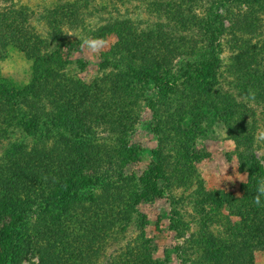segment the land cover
<instances>
[{
    "label": "rangeland",
    "instance_id": "rangeland-1",
    "mask_svg": "<svg viewBox=\"0 0 264 264\" xmlns=\"http://www.w3.org/2000/svg\"><path fill=\"white\" fill-rule=\"evenodd\" d=\"M215 1H14L50 46L32 58L0 31V98L9 99L0 104V206L11 184L12 196L25 200L34 186L44 198L22 232L48 264H264V207L253 203L264 178V92L249 81L256 64L264 73V0ZM60 2L70 18L51 16ZM65 29L108 47L91 54ZM145 68L167 71L172 85L137 77ZM31 85L41 103L56 97L53 115L39 118L23 101ZM59 97L84 101L70 108ZM65 164L77 183L88 179L51 210L46 179L60 182ZM22 177L25 186L14 185ZM27 256L21 264L40 260Z\"/></svg>",
    "mask_w": 264,
    "mask_h": 264
},
{
    "label": "trees",
    "instance_id": "trees-1",
    "mask_svg": "<svg viewBox=\"0 0 264 264\" xmlns=\"http://www.w3.org/2000/svg\"><path fill=\"white\" fill-rule=\"evenodd\" d=\"M14 1L15 0H0V31L7 33V36H9L10 39L16 40L18 46L23 45V47H25L26 50H30L31 52H30L29 56L32 55V58L38 57L42 60L41 52L43 50L49 51L47 49H49L50 42L47 39L46 40L45 39H39V37L35 36V34L32 32V29L30 28V24L28 22V19H29L28 9L25 6H17V4ZM60 3H57V5L53 4V6L51 7L52 8L51 16H53L54 18L57 17V19L59 17H61V18L65 17L67 19L70 18V10H69V6L67 5V3L66 2H60ZM216 4L217 3L215 0H211L210 8L214 7ZM75 14L76 13L72 14L73 20H76ZM54 23H56V22L54 21ZM128 31H130V30H128ZM118 33L119 32H117V35H118ZM53 36H54V34L51 33L50 37L52 38ZM54 39H59V37L56 35L54 37ZM177 39L178 38L173 37V39L170 40L169 44L171 45V43H172L174 49H177V48L182 49L185 45V43H183V42H185V41L182 38H181V40H177ZM128 41H131V42H128V44L126 43V45L131 46L132 44H134V39L128 40ZM56 42L59 43L60 40H57ZM150 43L151 42H149V44ZM53 53L54 52L52 51V54ZM146 61L148 62L149 59L146 58ZM256 65H258V64H256ZM256 65H255V68L253 70V73H251L252 78H250L249 81L253 82L251 89L253 91L256 90L257 92L259 91V93L262 94L264 92V83H262L263 82L262 75L264 73L261 74V69H257ZM163 68L165 69V66H163ZM50 72H51V68H50V66H48L46 73L40 77L41 78L46 77V75H47L48 76L47 78L50 79V76H51ZM259 72L261 75L258 78L256 75ZM166 74H167V71H164V73H162V75L160 76L158 74L152 73V70L145 68L144 70L141 71L140 76H137V77H139V78L142 77L146 81L150 80V79L157 80L158 84L161 86H164L165 82H166L167 87H169L170 85H172V82L170 79H167ZM207 74L214 77V76H216L217 72L214 71L213 69H211V70L207 71ZM171 77L173 78L172 74H171ZM27 92L30 94V100H28L29 96H27V97L24 96L23 101H28L29 104L31 103L30 105H31V108L33 110L35 109V110L39 111V113H40L39 118L40 117L42 118L43 116L53 115V113H54V111L52 109L53 106H50V105L52 104L51 103L52 100L56 99V97H54L53 99L48 98L46 100L48 103L47 102L41 103V100L39 97L41 94H40V91H38V92L36 91L35 85H31L27 89ZM50 93H52V92H50ZM35 97H37V100L35 101L36 104H32ZM62 99H64V103L66 104V106L70 107V108H74L78 104H79V106H77V108L82 107L81 103H83V101H84V99L80 98L79 102L74 104L72 99L59 97L60 101H62ZM8 100H9L8 98H6V99L0 98V104L3 108H7ZM60 101L58 103H60ZM88 107H91V106L88 105ZM97 107H99V106H95V109H97ZM99 108H100L99 111L102 112L103 111L102 108L101 107H99ZM81 110L82 109L79 110V113H81V115H83L84 109H83V111H81ZM86 111H87V108H86ZM87 115H89L88 111H87ZM104 115H106V113H104ZM86 117H88V116H86ZM254 127L257 128L258 126L254 125ZM65 136L66 137L64 139L67 142L68 136L67 135H65ZM157 153H161L160 145H159L158 149L156 150V154ZM67 165L68 164H65L62 166V168H64V170H65L64 174L66 177H64V176L61 177L60 182H57V180H56V182H54V180H51L50 175L47 176V179H46V185L48 184V186L46 187L47 193H45L44 196H47V203L50 206L51 210L52 209L54 210L60 204L65 206L68 200L75 197L74 193H72V190L76 189L78 187V184L83 185V183H85V179H88V178H86L87 175H85V177H82V179L84 178V181L82 180V183H77L79 181V179L75 178L76 174H72L71 171L69 172V169L66 168ZM256 166L258 167V169H261V166H259V165H256ZM165 167L166 166H165L164 162L162 163V161H161L160 167L155 169V171L160 173L162 170L165 169ZM89 171H90V169H89ZM33 174L34 173L29 172V175H31V176ZM154 175H155L154 176L155 179H158L159 176L156 173H154ZM137 177L140 178L139 176H137ZM25 180H26V178H25ZM63 180H65V181H63ZM15 181L16 182L14 185L21 186V184H23V186H25V184L23 183L24 177L19 178ZM12 186H13V184H11V188H12ZM122 186H128L125 176L123 179H120L118 190H119V188H122ZM11 188H8L9 191H7V194H5L3 196L4 200H1V202H4V204H2L3 206H0L1 207L0 208V225L2 228L1 234H0V243H1V247L3 248V250H0V264H21L23 259H26L28 257L27 255H29V254H30L29 259L38 254V256L40 257V260L37 264H48V262H46L44 260V257H46V256H44V252H43L42 248H37V247L33 246L32 244H30L27 241L28 239L24 240L25 234H24V232H22V230H24L26 228V224H27L28 219H30V218L33 219V215L36 212V209L32 208L34 206V204L36 203V197H38L39 199H42L43 202H44V198L35 194L34 186H33V192H32V190H29L30 193L25 200L22 198H19L18 194H16V193H15V196H12L10 194ZM155 189L157 191V187ZM158 193L160 195L162 193L161 190H159ZM107 203H113L114 204L115 202L111 201V202H107ZM134 204H135V202H134ZM16 205H19V207H17ZM33 222H37V225H35V227L37 228L38 224L40 223V219L36 217L34 219V221H32L31 223H33ZM46 222H48L49 224H57L60 222V216L56 215L52 220H47ZM81 227L84 228V225L82 224ZM56 229L58 230L56 232V234H60V235H64L65 237H68V235H66L65 230H63L62 226H56ZM36 234H38V232ZM51 259H52L51 262L53 263V261L60 259V254L59 255L57 254V258L52 257Z\"/></svg>",
    "mask_w": 264,
    "mask_h": 264
},
{
    "label": "clouds",
    "instance_id": "clouds-1",
    "mask_svg": "<svg viewBox=\"0 0 264 264\" xmlns=\"http://www.w3.org/2000/svg\"><path fill=\"white\" fill-rule=\"evenodd\" d=\"M62 32L70 36H76L78 40L81 41V49L87 50L91 54L98 55L108 47L109 42L107 41V39L102 37L81 36L78 32L68 29L63 30ZM258 139L264 140V131L258 133ZM260 164L261 166H264V160H261ZM253 203L257 207H264V178H260L257 180Z\"/></svg>",
    "mask_w": 264,
    "mask_h": 264
}]
</instances>
